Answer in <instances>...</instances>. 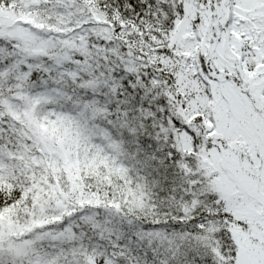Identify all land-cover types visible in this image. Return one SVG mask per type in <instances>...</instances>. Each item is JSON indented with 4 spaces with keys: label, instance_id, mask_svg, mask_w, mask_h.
Segmentation results:
<instances>
[{
    "label": "snow or ice",
    "instance_id": "snow-or-ice-1",
    "mask_svg": "<svg viewBox=\"0 0 264 264\" xmlns=\"http://www.w3.org/2000/svg\"><path fill=\"white\" fill-rule=\"evenodd\" d=\"M26 15L0 26V264H264V0Z\"/></svg>",
    "mask_w": 264,
    "mask_h": 264
},
{
    "label": "trees",
    "instance_id": "trees-1",
    "mask_svg": "<svg viewBox=\"0 0 264 264\" xmlns=\"http://www.w3.org/2000/svg\"><path fill=\"white\" fill-rule=\"evenodd\" d=\"M29 0H13L12 6L11 7H5V8H0V10L6 12L7 14L13 15L14 17H16L15 19L17 20V22H20L22 20H26L28 19V16L26 15L27 13V5H28ZM45 131H48L47 129H45ZM56 131V132H61V129L55 128V129H51V135L52 132ZM59 135V133H55L54 136L57 137ZM62 138L64 139V141H66L67 137L65 134H62ZM78 171V169H77Z\"/></svg>",
    "mask_w": 264,
    "mask_h": 264
}]
</instances>
